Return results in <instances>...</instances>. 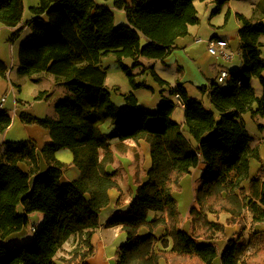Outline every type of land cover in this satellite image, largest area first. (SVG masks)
<instances>
[{
	"label": "trees",
	"instance_id": "1",
	"mask_svg": "<svg viewBox=\"0 0 264 264\" xmlns=\"http://www.w3.org/2000/svg\"><path fill=\"white\" fill-rule=\"evenodd\" d=\"M123 10L127 23L114 26L113 10L96 0H38L30 6V32L17 48L19 75L51 74L66 88L54 109L57 118L37 117L20 112L26 124L48 130L51 141L39 153L46 169L38 174V151L32 140L4 141L0 152V240L25 230L30 213L43 219L31 240L25 243L0 242V264H57L55 255L70 237L78 242L66 264H87L94 248L90 237L99 225L100 211L109 204V190L119 189L115 173L106 169L114 160L110 140L143 139L149 145L150 167L146 180L138 185L126 213H116L106 226L121 225L126 242L120 247L115 264H264V231H253L258 246L246 254L245 214H251V228L264 222V181L250 178V160H260L258 148L242 115L264 117V22L251 21L237 14L241 26L239 51L242 66L230 72L221 85H209L212 109L187 94L181 82L169 86L153 67H147L154 81L169 89V95L183 102L184 124L172 118L176 102L169 97L155 109L138 104L133 92L123 96L127 108L121 110L106 87L107 71L103 56L113 54L133 90L148 87L136 81L133 70L142 67L140 57L163 60L177 38L188 34L189 25L198 23L195 0H103ZM218 13L226 0H214ZM23 0H0V26L16 27L22 20ZM25 26L12 32L17 38ZM130 58L132 65L123 60ZM8 66L0 58V79ZM257 78L263 90L255 94L251 84ZM177 100V99H176ZM111 121L108 133L101 126ZM7 110L0 111V133L11 124ZM69 149L79 175L68 183L61 176L68 167L55 152ZM102 150V157H100ZM205 164L201 183L194 192L195 205L189 210L191 228L185 231L179 217L174 186L200 162ZM19 163H25L24 171ZM35 175L30 182V177ZM250 180L249 191L243 182ZM23 212H19V206ZM148 211L166 212L148 220ZM226 213L224 223L212 220ZM225 225L239 226V234L218 252L213 241ZM162 227L172 241L169 256L156 251ZM146 227L148 233L138 231ZM164 247L168 245L163 240Z\"/></svg>",
	"mask_w": 264,
	"mask_h": 264
},
{
	"label": "crops",
	"instance_id": "2",
	"mask_svg": "<svg viewBox=\"0 0 264 264\" xmlns=\"http://www.w3.org/2000/svg\"><path fill=\"white\" fill-rule=\"evenodd\" d=\"M36 1L38 2V0ZM96 1L98 3L108 5L113 10L115 27H119L120 25H124L127 23L124 11L114 8L112 1ZM229 1L230 0H226L221 10L218 13L214 14L213 11L216 8V2L214 0H195L194 5L196 7L197 15L199 18L198 23L189 25L188 34L176 39L172 51L163 60L140 57L138 60L142 64V67L135 68L133 72L135 74L142 73V75H149V69L145 68L152 66L157 75L162 80L167 82L169 86H174L177 82H181L190 97H194L200 100L207 109H212L211 106H208V104L211 105L209 101V85L211 82L216 81V76L219 70L226 69L230 73L231 71L237 70L242 66V60L239 51L240 37L238 34V29L241 26L240 22L239 27L237 29V34L235 35V37H233V39L229 37H223L217 34V27L220 26L219 22L221 21V19L218 17L219 15H221V13H223L225 7L229 5ZM127 2L130 3L131 0H127ZM32 5H35V3H33ZM24 13L25 7L23 4V16ZM228 13L229 11L227 10L225 12V19L227 18ZM237 14L244 15L243 13L236 11V17ZM23 16L21 22L16 27L10 28L5 26L9 29L8 31L9 33H11L10 36L16 28L21 26H27L26 21L30 20L31 14L26 20H23ZM247 18L253 22H264V0H253L252 11L250 16H248ZM27 29L29 30L28 26ZM211 37H219L229 40L228 48L232 52V56L235 54L232 60V62L234 63V65H232V68H228L220 61H215L211 65L206 66L204 62L201 61V59L194 53L193 47L195 46V43H208V39ZM261 41L264 43V38H261ZM262 48H264V46ZM2 52V49H0V58L8 66V70L6 76L3 79H0V83L1 81H6V84L4 85H6L7 90L11 89L12 91H14L15 89L17 93L13 92L14 106L13 114L10 115L12 119L11 124L3 132L0 133V152H2L3 150L2 143L4 141L32 140L36 146V150L39 153L41 147L51 141L50 134L48 130L44 128H36L34 126L36 124H26L20 120V112H25L36 116L33 111H31L29 108L26 107V105H24L25 101L18 97V92H22L23 89L20 82L22 79H24V77L28 76L19 75L17 73L18 60L16 63L17 65L11 63L9 66L7 59L4 57ZM125 61L127 60L124 59L123 63ZM29 79L32 85L34 86H32L34 93L33 97L36 100H43L47 98L49 99V97H52L53 100H56L57 98L63 97V95L67 91L62 83L56 82L54 77L50 76L47 73L33 74L29 77ZM136 81H138L137 78ZM152 83L156 85L155 88H157L160 94L156 99L155 107L150 108L155 109L156 106L164 99V97L171 98L173 101L176 102V108L174 112L176 110L180 111V115L177 118L173 117V112L172 118L175 119L181 125H183V105L180 104L178 100H176V97L169 95L168 87L160 86L153 81ZM251 84L253 86V79L251 80ZM128 85L129 84L124 83L123 91H121V89L119 88L117 92H128L131 89ZM145 85L147 86L146 83ZM190 87L191 89H194L195 87L196 89H198V92L193 91L191 95ZM112 88H115V86ZM152 88L154 90V87ZM136 90L137 89L134 90L135 97H138L135 92ZM254 90L257 96H260L263 92V90H261V93L258 95V92L256 91L255 87ZM114 103L121 110H125L127 108L126 102L124 100L122 101L119 96L117 100L114 101ZM140 105L145 106L143 104ZM4 109L8 111V109H6L5 107ZM51 118H57V115L55 114V116ZM242 118L245 122L246 129L251 137L250 145L252 147L258 148V154L260 158V160H250V178L256 177L259 180L264 181V117H252L249 112H246L242 115ZM111 128L112 125L109 119L106 120L101 126L102 132L105 133H108ZM110 144L113 150L114 160L112 163L107 165L106 169L110 172L115 173V178L118 181L119 189L114 188L109 190V204L100 211L99 225L90 237V243L94 248V252L86 260L87 264H115V261L118 257L119 249L126 242L127 234L121 229V225L107 227L105 224L107 220L113 217L116 213L126 214L130 210V204L136 195L138 185L147 179L146 173L151 164L149 156V145L143 139H138L136 141L133 139H126L123 141L112 139L110 140ZM55 156L58 160L68 166L61 176L62 183H68L79 175L78 169L72 164L73 154L69 149H59L55 152ZM100 157H102V150H100ZM38 159L39 174L46 169L47 165L40 153L38 155ZM19 166L24 171H28V166L25 163H19ZM204 166L205 164L201 161L199 165L196 168L192 169L190 174L184 176L180 180L179 185L174 186L173 189V195L176 198L178 204V211L179 217L182 222V228L185 231H189L191 228L189 210L192 206L195 205L194 192L201 183L200 176ZM34 176L35 175H32L30 177V182L32 181ZM250 185L251 182L249 179L243 182V186L247 189V191H249ZM18 210L19 212H23V208L21 205L19 206ZM161 215L165 216L166 212L148 211L147 217L148 220H150L154 216ZM28 217L29 225L25 230L19 233L12 234L8 238L0 240V242L4 244H13L25 243L31 240L34 235V232L32 231L31 227L37 229L40 226L43 219V214L40 212H34L30 213ZM209 217L212 220H217L221 223H224L225 219L228 217V214L221 213L219 214L218 219L212 215H209ZM245 221L247 228L242 232L241 240H244L246 244L245 253L250 254V250L253 249L250 246V241H256L254 243L256 247L257 239L259 238L258 236H253L251 232L264 231V222L258 223L251 228V214L249 212H246L245 214ZM147 233L148 229L146 227H141L138 231V234L140 236H144ZM153 233L155 236L161 237V239H159L155 245L156 251L164 252L166 256L171 255L170 249L172 246V241L169 237L164 236L163 228L161 226L157 227ZM216 233L217 234L214 236L213 241L217 244L218 252L221 253L225 248L227 241L229 239H235L237 237V235L239 234V226L225 225L223 232ZM163 240L168 241V245L166 247H164V245L162 244ZM77 242V236L70 237L67 241L64 242L62 248L55 255L57 264H66L65 260L71 257L72 251L75 248ZM161 263L165 264L164 259L161 260ZM73 264L80 263L77 262ZM215 264H220L219 259L215 260Z\"/></svg>",
	"mask_w": 264,
	"mask_h": 264
},
{
	"label": "rangeland",
	"instance_id": "3",
	"mask_svg": "<svg viewBox=\"0 0 264 264\" xmlns=\"http://www.w3.org/2000/svg\"><path fill=\"white\" fill-rule=\"evenodd\" d=\"M252 2H253V0H230L229 5H227V7H225L223 13H221V15H219V17H218L221 19V21L219 22L220 26L217 27L218 28L217 34L220 36H223V37H229V38L233 39V37H235V35L237 34V29L239 27V21L235 15L236 11L243 13L247 17L250 16L251 11H252ZM33 3H35V5H36L37 1L36 0H24L23 4L25 7V13L23 16L24 17L23 20H26L29 18V16H30L29 7ZM227 10L229 11V13H228L227 18L225 19V17H226L225 12ZM8 30L9 29L3 25L0 27V49H2V51H3L2 54L7 59L8 65L10 66L11 63L12 64L17 63V47L19 46L21 41H23V39H25V37L27 35H29L28 33L30 32V30H28L27 26H25L20 31L17 38H13V39L10 36L11 33H9ZM263 38L264 37H262V39ZM10 39H12V40H10ZM193 51L201 59V61L204 62V64L206 66L211 65L215 61L222 62L228 68H232L233 67L232 65H234L232 60H233L235 54L227 60H225L221 57L213 56L207 50V43H204V42L195 43V46L193 47ZM261 56L264 58V48H262ZM125 60H127V61H125L124 64L129 65V66L132 65L130 58H126ZM101 65L107 71V77H106L105 83H106V87L111 92V98H112L113 102L117 100L118 96L123 101L124 100L123 96L125 94H128L130 92L134 93V90L132 89L126 75L121 70V68H120L119 64L117 63L113 54H108L106 56H103L102 60H101ZM49 75L52 76L51 74H49ZM263 75H264V72H263ZM29 77L30 76L24 77V79L21 80L20 84H21L23 89H22V92H18V97H20L21 99H23V101H25L24 105H26L27 108H29L31 111H33L37 117H46V116L53 117V116H55L56 111L54 109V105L62 97L57 98L56 100H53L52 97L51 98L49 97V99L47 98V99H43V100H36L33 97L34 96V93H33V87L34 86L32 85ZM136 78L138 81H143L148 86V87L137 88V90L135 91L136 94L138 95V97L136 96L138 103L145 105L144 107H147L149 109H151L150 107H155L156 99L159 96L160 92L157 90V88H155L156 85L154 83H152V81L153 82H155V81L152 78L150 72H149V75H142V73L138 74L136 76ZM124 83L129 84L128 86H130L131 89L125 93H118L117 91L119 90V88L121 89V91H123ZM4 84H6V81H1V83H0V97L5 96L6 101L4 103V107L6 109H8L9 114L12 115L13 114V106H14L13 105V92L17 93V91L15 89H14V91H12L11 89L7 90V87ZM221 85H224V84L221 83ZM114 86H115V88H112ZM152 87H154V90ZM253 87L256 88V91L258 92V95H259L261 93L262 89H261L260 82L255 77L253 78ZM110 88H112V89H110ZM193 91L198 92V89H196L195 87H194V89H191V87H190L191 95H192ZM134 95H135V93H134ZM208 106H211V105L208 104ZM122 109H124V108H122ZM179 115H180V111L176 110L173 114V117L177 118ZM34 126L36 128L42 129L41 127H38L37 125H34ZM253 233L254 232L252 231L251 234L253 235ZM216 234L217 233H215L213 235L215 236ZM255 242L256 241H250V246L253 249L250 250L249 253H251L258 246V239H257L256 247L254 244Z\"/></svg>",
	"mask_w": 264,
	"mask_h": 264
},
{
	"label": "built area",
	"instance_id": "4",
	"mask_svg": "<svg viewBox=\"0 0 264 264\" xmlns=\"http://www.w3.org/2000/svg\"><path fill=\"white\" fill-rule=\"evenodd\" d=\"M228 45H229L228 39L211 37L208 39L207 50L211 55L221 57L227 60L232 56V52L229 50ZM229 78H230V73L226 69H220L216 76V81L221 84V83H225L226 80H228ZM5 100H6L5 96H2L0 98V111L4 109ZM31 229L33 232L35 231L34 227H31Z\"/></svg>",
	"mask_w": 264,
	"mask_h": 264
},
{
	"label": "water",
	"instance_id": "5",
	"mask_svg": "<svg viewBox=\"0 0 264 264\" xmlns=\"http://www.w3.org/2000/svg\"><path fill=\"white\" fill-rule=\"evenodd\" d=\"M176 99L179 101V103H180V104H182V105H183V102H182V100H181V99H180L178 96L176 97Z\"/></svg>",
	"mask_w": 264,
	"mask_h": 264
}]
</instances>
